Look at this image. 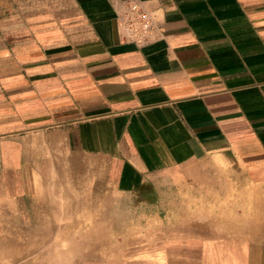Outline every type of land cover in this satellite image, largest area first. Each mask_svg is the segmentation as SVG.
I'll list each match as a JSON object with an SVG mask.
<instances>
[{"label":"crops","instance_id":"0c3cea01","mask_svg":"<svg viewBox=\"0 0 264 264\" xmlns=\"http://www.w3.org/2000/svg\"><path fill=\"white\" fill-rule=\"evenodd\" d=\"M125 1L0 0V194L133 218L99 264H264V0H139L143 46Z\"/></svg>","mask_w":264,"mask_h":264},{"label":"rangeland","instance_id":"374dc122","mask_svg":"<svg viewBox=\"0 0 264 264\" xmlns=\"http://www.w3.org/2000/svg\"><path fill=\"white\" fill-rule=\"evenodd\" d=\"M41 155L39 159L44 163V154ZM47 171L43 165L40 169L28 171L27 175L31 172L33 177L45 178ZM55 171L62 176L61 168ZM105 187L103 184L102 194L107 193ZM76 196L70 194L71 201L68 202L62 200L60 194L46 192L32 196L0 194V264H99L100 256L110 260L116 243L125 247L130 242L131 246L130 250L118 248V256L139 249L132 250L135 248L130 239L133 233L95 230L103 224L108 230L110 221L126 224L133 218L111 217L109 214L103 217L79 215ZM101 212L109 213L110 210Z\"/></svg>","mask_w":264,"mask_h":264},{"label":"built area","instance_id":"2783aa9c","mask_svg":"<svg viewBox=\"0 0 264 264\" xmlns=\"http://www.w3.org/2000/svg\"><path fill=\"white\" fill-rule=\"evenodd\" d=\"M117 15L123 38L143 46L158 37L159 24L155 16L139 0H126Z\"/></svg>","mask_w":264,"mask_h":264}]
</instances>
